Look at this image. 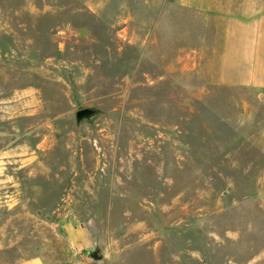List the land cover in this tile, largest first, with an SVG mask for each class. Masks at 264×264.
<instances>
[{"label": "rangeland", "instance_id": "rangeland-1", "mask_svg": "<svg viewBox=\"0 0 264 264\" xmlns=\"http://www.w3.org/2000/svg\"><path fill=\"white\" fill-rule=\"evenodd\" d=\"M202 2L0 0V264H66L78 210L103 264H264V46Z\"/></svg>", "mask_w": 264, "mask_h": 264}, {"label": "crops", "instance_id": "crops-1", "mask_svg": "<svg viewBox=\"0 0 264 264\" xmlns=\"http://www.w3.org/2000/svg\"><path fill=\"white\" fill-rule=\"evenodd\" d=\"M202 3L203 10L217 14L218 35L234 43L232 49L224 46L225 52L233 51L241 68L248 69L250 76H257V61L262 58L259 53L264 46V0H203ZM226 44L229 45L228 41ZM59 227L66 264H97L93 253H103L107 247H102V228L95 217L81 210L70 211L61 219ZM19 264H47V260L43 255H35Z\"/></svg>", "mask_w": 264, "mask_h": 264}, {"label": "water", "instance_id": "water-1", "mask_svg": "<svg viewBox=\"0 0 264 264\" xmlns=\"http://www.w3.org/2000/svg\"><path fill=\"white\" fill-rule=\"evenodd\" d=\"M104 113V110L96 105L85 106L77 109L73 112L76 125L83 123H92ZM97 264H103L105 260L103 258L95 260Z\"/></svg>", "mask_w": 264, "mask_h": 264}, {"label": "trees", "instance_id": "trees-1", "mask_svg": "<svg viewBox=\"0 0 264 264\" xmlns=\"http://www.w3.org/2000/svg\"><path fill=\"white\" fill-rule=\"evenodd\" d=\"M93 257H94L96 260L102 258V256L99 255V252H98V251H96V252L93 253Z\"/></svg>", "mask_w": 264, "mask_h": 264}]
</instances>
